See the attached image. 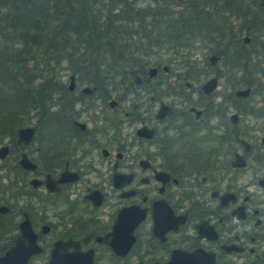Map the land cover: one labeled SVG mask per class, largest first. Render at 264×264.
Instances as JSON below:
<instances>
[{"label":"flooded vegetation","instance_id":"flooded-vegetation-1","mask_svg":"<svg viewBox=\"0 0 264 264\" xmlns=\"http://www.w3.org/2000/svg\"><path fill=\"white\" fill-rule=\"evenodd\" d=\"M243 32L126 72L55 57L44 104L4 121L0 264H264V35Z\"/></svg>","mask_w":264,"mask_h":264},{"label":"trees","instance_id":"trees-1","mask_svg":"<svg viewBox=\"0 0 264 264\" xmlns=\"http://www.w3.org/2000/svg\"><path fill=\"white\" fill-rule=\"evenodd\" d=\"M139 1L0 0V124L24 121L23 113L44 104L55 57H84L73 63L90 72H126L144 65L129 56H149L162 47L191 56L192 41L203 30L214 41L231 43L241 31L264 35V0H205L204 6L202 0ZM206 4L216 17L202 16ZM225 7L231 12L229 35Z\"/></svg>","mask_w":264,"mask_h":264},{"label":"rangeland","instance_id":"rangeland-1","mask_svg":"<svg viewBox=\"0 0 264 264\" xmlns=\"http://www.w3.org/2000/svg\"><path fill=\"white\" fill-rule=\"evenodd\" d=\"M141 3V5H146L148 3V0H141L139 1ZM211 9V8H210ZM227 12V11H225ZM237 23V22H236ZM235 24V22H234ZM238 24V23H237ZM245 34H250V33H245L243 32L241 37ZM255 43V42H254ZM189 44V43H188ZM191 44V43H190ZM257 43H255L256 45ZM215 42L213 40V37H211L209 34H207L204 30L201 32V34H197L196 37L193 39L192 41V50H191V58L193 57H202V56H208L210 55V53L212 52L213 48L215 47ZM252 46L253 43H251ZM250 45V46H251ZM248 46V45H247ZM249 46V47H250ZM159 56L160 58L161 57H168V56H180V55H177L175 53H173L172 50H166L165 48H162V49H158L157 51L155 50V53H151L149 54V59H150V64L153 62H155V58ZM232 56V54H231ZM159 58V59H160ZM162 59H166V58H162ZM200 59V58H199ZM222 63V62H221ZM169 65L171 66V71H177L179 70V65L175 64V63H172L170 62ZM66 65H64L63 69H61V71H64V73H67L68 70L67 68H65ZM58 71V69H57ZM67 80V77L65 78ZM232 87V86H231ZM35 112H31V115H34ZM35 119V118H34ZM5 130H7V127L5 125V123L3 122L2 124H0V142H2L3 144L4 143H8L11 136L12 135H9L10 133L9 132H5ZM36 144V142L34 143V145ZM4 167H1L0 168V173L2 172V169Z\"/></svg>","mask_w":264,"mask_h":264},{"label":"water","instance_id":"water-1","mask_svg":"<svg viewBox=\"0 0 264 264\" xmlns=\"http://www.w3.org/2000/svg\"><path fill=\"white\" fill-rule=\"evenodd\" d=\"M247 39H248V37H245V40H247ZM214 57H215V55H212V58H214ZM152 70H154V68H151V71ZM129 72L133 75L136 82L140 81V77L137 74L136 69H129ZM212 81L213 80L208 81V84L211 83ZM71 87H72V85H71ZM33 130H34L33 127L27 126V127L19 128L18 133H19V135H22V136L25 135L26 136L25 140H28V138L31 136ZM5 149H6L5 147L0 148V156H3ZM22 160H25V159L23 158Z\"/></svg>","mask_w":264,"mask_h":264}]
</instances>
